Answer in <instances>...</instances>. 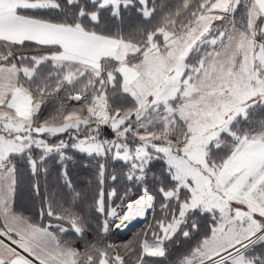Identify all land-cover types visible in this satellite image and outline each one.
<instances>
[{
    "label": "snow or ice",
    "instance_id": "6c2138e0",
    "mask_svg": "<svg viewBox=\"0 0 264 264\" xmlns=\"http://www.w3.org/2000/svg\"><path fill=\"white\" fill-rule=\"evenodd\" d=\"M0 264H264V0H0Z\"/></svg>",
    "mask_w": 264,
    "mask_h": 264
}]
</instances>
